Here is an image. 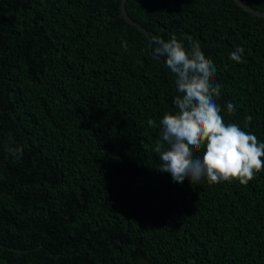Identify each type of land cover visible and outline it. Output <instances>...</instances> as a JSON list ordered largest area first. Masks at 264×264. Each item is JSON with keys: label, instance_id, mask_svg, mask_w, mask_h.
Segmentation results:
<instances>
[{"label": "trees", "instance_id": "trees-1", "mask_svg": "<svg viewBox=\"0 0 264 264\" xmlns=\"http://www.w3.org/2000/svg\"><path fill=\"white\" fill-rule=\"evenodd\" d=\"M120 3L0 0V264H264V170L247 185L158 171L178 93L151 41L198 42L225 123L264 142V17L234 0H126L147 37Z\"/></svg>", "mask_w": 264, "mask_h": 264}, {"label": "clouds", "instance_id": "clouds-1", "mask_svg": "<svg viewBox=\"0 0 264 264\" xmlns=\"http://www.w3.org/2000/svg\"><path fill=\"white\" fill-rule=\"evenodd\" d=\"M187 40L185 47L176 36L151 38L152 54L169 68L178 93L173 99L175 110L159 120L161 138L154 147L161 161L158 171L169 173L177 184L185 180L199 183L206 178L210 184L235 180L247 185L264 170V142L237 123H225L224 108L218 103L221 85L214 79L215 66L198 42L190 36ZM123 46L127 47L126 43ZM243 52L238 47L229 58L243 63ZM226 110L234 114L235 105L226 102ZM245 119L247 124L252 122L250 115ZM148 125L156 128L157 122L149 120ZM6 150L16 159L22 156L19 146L10 144Z\"/></svg>", "mask_w": 264, "mask_h": 264}, {"label": "water", "instance_id": "water-1", "mask_svg": "<svg viewBox=\"0 0 264 264\" xmlns=\"http://www.w3.org/2000/svg\"><path fill=\"white\" fill-rule=\"evenodd\" d=\"M125 2L126 0H121V3H120V15L124 17V19L130 23L131 25L133 26H136L138 27L140 30H142L147 37L148 36V32L141 26H139L137 23H135L130 17L129 15L127 14L126 12V8H125ZM234 2L240 7L242 8L243 10L253 14V15H256V16H259V17H264V12L262 11H259V10H255L253 9L252 7H250L249 5L243 3L241 0H234Z\"/></svg>", "mask_w": 264, "mask_h": 264}]
</instances>
